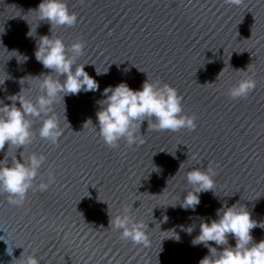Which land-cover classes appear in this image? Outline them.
Listing matches in <instances>:
<instances>
[{
    "label": "water",
    "instance_id": "obj_1",
    "mask_svg": "<svg viewBox=\"0 0 264 264\" xmlns=\"http://www.w3.org/2000/svg\"><path fill=\"white\" fill-rule=\"evenodd\" d=\"M40 2L0 0V82L5 80L0 100L5 104L22 87L21 96L35 99L36 81L26 76L50 71L34 56L39 38L51 35L50 24L32 11ZM66 3L78 22L53 28V38L69 48L77 40L85 43L77 65L88 64L85 71L100 90L64 98L70 125L63 101L54 105L63 129L57 144L40 139V123H33L36 135L22 155L27 160L42 153L46 162L22 206L0 194V264H20L15 258L22 252L34 254L40 264H199L208 252L191 243L200 218L216 219L222 204H242L264 223V0H241L238 6L225 0ZM30 27L33 37L26 35ZM12 50L27 62L12 57ZM147 76L177 89L184 114L196 118L194 130L155 131L145 121L143 144L129 147L121 140L109 148L93 125L83 127L89 118L97 123L95 102L104 98L105 87L123 81L140 89ZM249 76L256 81L254 90L231 99L228 89ZM20 151L8 149L9 163ZM194 167L216 172L214 192L201 193L195 211L170 206L192 189L186 173ZM50 173L54 183L40 191L35 185L47 182ZM124 209L148 226V247L122 240L108 227L109 216ZM191 225V235L180 229ZM173 229L179 242L168 238L175 236L168 231ZM252 235L259 242L264 229L257 227ZM229 243L235 244L231 236Z\"/></svg>",
    "mask_w": 264,
    "mask_h": 264
},
{
    "label": "clouds",
    "instance_id": "obj_2",
    "mask_svg": "<svg viewBox=\"0 0 264 264\" xmlns=\"http://www.w3.org/2000/svg\"><path fill=\"white\" fill-rule=\"evenodd\" d=\"M225 3L238 6L241 0H225ZM32 11L38 13L40 21L50 24L51 35L41 36L34 51L36 61L50 71L38 76L30 74L26 76L36 81L35 86L39 95L35 99L21 96V92L25 90L22 87L18 94L6 97L11 104H5L4 100H0V152L5 151L6 144L7 151L10 147H15L16 152L22 149L19 153L20 158L18 159L17 155L12 157L11 163H9L7 151L4 159H0V194L6 193L8 202L16 206H22L29 190L34 189V181L46 162V156L42 153H32L27 160L23 158L25 146L31 144L36 135L33 123L35 121L40 123L38 130L40 139L57 144L63 129L54 111V105L63 101L64 117L67 121L64 100L66 96L100 90L99 82L85 71L88 64L77 65V59L83 55L85 43L77 40L69 48L62 39L53 38V28L73 27L78 22L77 14L69 10L66 0H41L37 8ZM26 35L33 37L31 27ZM11 52L15 53L12 57L17 59L19 56L23 58L22 62H27L28 57L20 54L18 50ZM241 71L246 72L247 69ZM107 72L96 71V75L107 74ZM24 78L19 80L21 85L25 84ZM4 82L5 80L0 82V85ZM255 86L256 81L249 76L231 86L228 89V95L233 100L246 98ZM30 88L31 85L28 84L26 89ZM102 96L103 99L95 102L99 106L96 112L97 123L94 125L89 118L83 127L88 124L93 125V131L109 148L119 147L121 140L129 147L143 144L141 126L145 121L148 128L155 131L177 132L181 129L194 130L197 127L195 116L184 114L182 97L177 89L161 81H152L148 76L140 89L133 90L122 81L115 86L105 87ZM156 169L157 172L160 171ZM215 176L216 172L211 168L189 169L186 180L192 189L186 192L181 203L170 206L179 205L185 211H195L200 204V194L214 192ZM54 181L55 177L50 173L47 182L41 181L35 187L40 191H46ZM215 216L216 219L200 218L199 234L191 242L194 247L203 245L208 250L199 264H264V239L256 242L252 235L253 229L257 227L264 229V223L253 219L248 208L239 203L231 206L222 204L216 210ZM166 221L165 216L164 222ZM108 227L118 231L122 240L144 247L150 245L148 226L137 221L130 215L128 209H124L118 216H109ZM180 229L191 235L195 226L191 225L187 228L180 226ZM168 231L175 233L174 237L168 238L179 242L178 233L174 229ZM229 236L235 241L234 245L229 243ZM22 253L18 259L15 258L20 261V264H40V260L34 254L24 257ZM9 255L11 256L12 252Z\"/></svg>",
    "mask_w": 264,
    "mask_h": 264
}]
</instances>
